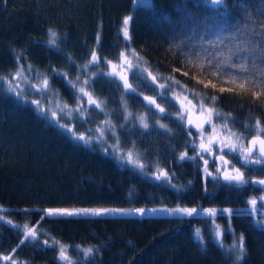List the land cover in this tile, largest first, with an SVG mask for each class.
Here are the masks:
<instances>
[{"label":"trees","instance_id":"16d2710c","mask_svg":"<svg viewBox=\"0 0 264 264\" xmlns=\"http://www.w3.org/2000/svg\"><path fill=\"white\" fill-rule=\"evenodd\" d=\"M151 2L154 7L139 5L137 0H0V75L13 82V73L18 65H23V79L37 82L47 75L50 89L55 90L52 94L66 95L77 102L74 90L52 69L67 72V79L74 81L77 88L83 86L75 78L79 75L81 81L88 79L85 75L88 70L80 66L87 63L93 49L100 57L97 72L111 71L105 58L120 63L121 52L135 64L130 55L135 51L141 67L156 77L153 87L157 92L161 91L158 87L161 83L167 88L169 77L179 82L166 92L168 103L164 97L156 96L157 103L171 113L159 116L171 133L153 126L144 136H131L136 143L134 151L146 165L142 172L119 160L111 147L106 154L103 148L111 143L93 139L91 145H85L60 127L58 119L37 111L33 103L39 101L37 88L18 86L23 96L17 97L7 91L6 82L0 81V206L6 210L2 213L5 220H0V255L12 254L18 264L21 261L63 264L57 259L58 248L52 246L55 238L69 246L68 255L75 264H232L225 248L242 233L247 254L241 264H264V224L258 223L250 209V190L212 177L205 179L197 159H178L180 152L189 151V135L186 123L179 126L180 109L173 98L174 92L181 88L196 93L204 105L214 108L212 122L227 123L232 131L245 136L253 133L243 125L251 126L257 118L264 124V95L253 96L258 89L236 88L225 78L214 77L213 68L201 72L199 66H193L186 58L204 61L207 57L213 65L226 59L229 51H236L233 47L237 43L233 38L236 25L242 20L247 22L249 13L252 21L259 24L261 17L257 10L264 7V0H226L218 9L207 0ZM129 15L133 16L130 41L120 32L123 17ZM49 28L60 33V51L46 43ZM66 55L75 63L66 59ZM134 71L135 68L128 71L129 82ZM222 71L239 75L229 67ZM108 80L106 75L94 73L86 90L101 102L107 101L105 111L116 125L120 147L127 150L131 144L120 128L123 121L117 107L121 93ZM222 88L225 91L221 92ZM142 91L144 95H156L148 87ZM213 96L217 99L211 104ZM129 108L146 113L149 122H153L152 113L139 103L129 100ZM84 109L87 111L83 116L74 112V126L68 128L87 135L98 121L104 120L105 113L94 106ZM215 112L229 119H219ZM63 122L67 124V121L59 124ZM108 136V142L113 141L110 133ZM157 167L169 172L171 183L152 175ZM99 206L157 211L143 216L111 213L72 217H49L41 211L47 207ZM177 207H195L198 211L189 217L166 210ZM208 208H230L233 213L228 216L218 211L215 217H210L202 211ZM262 214L257 212V217ZM7 220L21 228L24 224L35 226L38 242L26 241L17 248L23 239L21 228L13 227ZM213 221L223 228L224 247L213 238ZM197 228L203 242L195 237ZM45 239L49 245L43 244ZM76 246L98 247L93 256L84 258ZM0 264L11 262L0 260Z\"/></svg>","mask_w":264,"mask_h":264},{"label":"snow or ice","instance_id":"6c2138e0","mask_svg":"<svg viewBox=\"0 0 264 264\" xmlns=\"http://www.w3.org/2000/svg\"><path fill=\"white\" fill-rule=\"evenodd\" d=\"M207 2L213 8H219V6L225 4L226 0H207ZM139 5H144L148 7H154L151 0H137ZM258 15L261 17V22L257 24L252 21V16L249 13L246 17V21H241L236 25L234 40L237 43L233 44V47L236 49L235 52L229 51L228 57L226 59L220 60L217 64H211L207 57H205L204 61L194 60L192 57H186L189 60L190 64L193 66H199L200 71L204 72L206 68H213L212 75L214 77H223L225 80L232 84L234 87L239 88L241 90L248 89H258L259 91H253V96L264 95V7L259 8ZM133 20V16H125L122 19L120 32L125 40L130 41V23ZM244 24V27L240 25ZM48 38L46 43L51 47L60 51V33L55 31L54 29L49 28L47 30ZM99 35L96 38L97 47L99 46ZM132 58L136 61L133 64L132 60L128 59V56L121 52L119 53L118 59L120 60L119 64H114L111 60L105 58V63L109 66L111 71H108L106 74L102 72H97L96 69L101 67L100 57L97 55L95 49L90 50L89 56L90 59L87 63L83 64L82 67L85 70V75L88 79H84L81 81V77L78 75L75 79L76 81H80L83 85L77 88V84L67 79V72H58L56 69H52L54 75L64 80L73 90L74 97L77 99V105L75 108L69 109L65 114L70 118L72 116V112H79L81 116L87 111L82 106V101L86 97V102L89 106H94L95 109H98L100 112H104L107 117L103 121V127L97 125L95 129H90L89 131L94 133H99L95 137L86 135L84 133H75L73 129L68 128L67 125L59 124L60 127L65 128L69 131L73 138L82 141L85 145H91L93 138H95L100 143H107L109 140V136L107 133H111V136L115 138V142L110 144L108 147H104L103 151L107 154L109 151V147L113 149V155L117 156L119 160H123L125 163L134 166L135 168L143 170L146 168V165L141 162L140 154L137 152L134 155V150L136 149V143L131 139L132 135L144 136L149 132L150 128L153 126L158 127L159 129L164 130L167 133H171V129L166 125L160 122V115H168L171 113L167 112L166 108L161 106L160 103H157L156 96L164 97V102L168 103L169 98L166 95L167 91H171L175 84H178V81H174L173 78L169 77L167 84V88L165 84H159L158 87L161 91L157 92L156 88L153 87L157 83V79L151 72H148L145 67H141V61L138 54L135 51L130 53ZM66 59L71 61L73 64L75 61L72 60L70 55H66ZM19 60V57H17ZM207 61V63H205ZM31 65L28 66V70H31ZM229 67L236 69L239 75L236 72L224 73L222 71L223 68ZM133 68L136 71L132 72V82H129L127 71H131ZM25 69L23 65H18V68L15 73H13V78L19 80L21 78L22 73H24ZM96 76H107L109 78V84H114L116 89L120 91L121 95L119 97V103L117 107L120 109V119L123 121L120 124V128L124 129L125 135L127 138V143L131 144V148L125 150L120 147L121 141L120 136L118 135L116 125L112 123L110 113L105 111L104 105L107 101L101 102L98 99L94 98L91 92L87 91L86 88L90 86V83L93 82V74ZM146 73V74H145ZM150 78V79H149ZM0 81H4L7 83L8 88L7 91L10 93H14L17 97H22L23 93L17 90V85L13 83V79H9L7 76L0 75ZM39 89L44 92H54V89H50L49 80L47 75L41 76L39 80ZM208 85H205L207 87ZM33 87H37L33 85ZM148 87L156 93L154 96H145L142 88ZM215 87V85H213ZM230 90V89H229ZM221 92L225 91V89H220ZM216 97L213 96L210 98L209 103L214 104L216 101ZM129 100L133 103H139L141 107L145 108L147 112L152 113L153 122L150 123L148 116L146 113L133 112L129 108ZM174 100H180L179 96H174ZM187 100V97H185ZM33 103L37 106V111L42 114L48 111V109L43 108L40 105V101H33ZM190 104L191 102L188 101ZM199 108L201 115L207 113L206 119L201 123H194L191 119V109L185 107L183 101L180 103V110L178 111V120L179 126L183 127L186 123L187 125H191L195 127L200 133V143L197 145L195 141H189V143L194 148L196 154L193 156H189L188 152L185 150L181 152L178 156L180 161H184L186 159L195 161L197 157L203 160L204 164V173L205 179L209 176L212 177L213 180H219L222 178L223 181L227 182L229 185H236L237 187L243 189L244 186L252 184V185H260L261 191H264V179L254 180L245 176V173L241 171L240 168L235 165H231L229 169V165L231 161L226 160L223 155V149L228 148L229 152L234 154V158L237 159L242 167L249 166H259V170L264 172V124L257 118L254 120L251 126L245 124L243 127L252 132L253 135L249 137H244L242 134L232 131L231 128L228 127V124L225 123L222 128L227 132V135L222 139H217L215 136H209L207 138V144L204 143L205 137L203 134V124H208L211 127L213 133L216 132V125L212 123V117L214 113V108H205L203 100H199ZM173 106V105H170ZM195 107V106H193ZM69 106L64 104L61 111L64 109H68ZM188 113L187 117L185 113ZM51 115L53 117L57 116L56 112H52ZM215 115L219 119H223L227 121L229 119L228 116H225L223 113L215 112ZM189 135L191 133L189 132ZM247 140V144L244 141ZM219 144L221 147L218 149L221 153L218 156L214 157L216 172L215 174L208 170V160L204 159L201 155L202 152L212 153L213 144ZM257 170L255 167L252 168V171ZM157 180H167L171 183V175L168 171L157 167L156 172L152 173ZM175 187V185H173ZM131 195V193H130ZM260 201H264V195L259 197ZM248 204L253 212H256L261 209L258 205V199L256 197H252L249 199ZM170 213H180L185 216H193L197 214V208L192 207H177L174 209H166ZM5 209L3 206H0V220H5L4 215L2 214ZM45 213L46 216L55 217V216H81V215H92V216H104L111 213H120L127 214L131 212H135L143 216L145 214L144 208H136V209H122V208H47L41 210ZM150 211L155 212L157 209H150ZM210 217H215L217 212L219 211L222 214H227L231 216L233 210L230 208L217 210L215 208L202 209ZM43 218V217H42ZM6 223L12 225L16 228H21V226L14 224L11 220H7ZM258 223H264V221H258ZM215 227L212 229L214 236L213 238L221 243L224 231L221 229L220 225L215 224ZM21 232L23 234V239L19 241L17 248L24 245L25 242H29L35 244L38 242L39 232L37 231L35 226H29L28 224H24L21 228ZM195 237L197 240L203 242V236L201 234V230L197 228L195 230ZM44 245H49V241L45 239L43 241ZM52 246L58 248L59 254L57 259L63 262V264H75V262L68 255V247L67 245L62 244L60 241L52 238ZM203 247V244L201 245ZM98 247V246H97ZM97 247H87L81 248L80 246H76L78 252L83 253L84 258H89L93 256V254L97 251ZM221 247H224L221 243ZM16 249L13 250V253ZM225 253L232 259V264H241V261L244 260L247 249L245 246V237L241 233L239 236L233 240L232 244L225 248ZM0 260L10 261L11 264H18L17 260L13 258V255L0 256ZM19 264H25V262L21 261Z\"/></svg>","mask_w":264,"mask_h":264},{"label":"rangeland","instance_id":"374dc122","mask_svg":"<svg viewBox=\"0 0 264 264\" xmlns=\"http://www.w3.org/2000/svg\"><path fill=\"white\" fill-rule=\"evenodd\" d=\"M108 68H109V66H108ZM110 69V68H109ZM14 81L15 82H13L15 85H17V86H26L27 88L29 87L31 90H34L35 88H37V90L39 89L38 87H40V85H39V81H37V82H32V81H30L29 79H23L22 77L19 79V80H16V79H14ZM162 84V83H161ZM33 85H36L37 87H33ZM80 87H81V85H80ZM39 91V94H38V98H39V101H40V105L43 107V108H45V109H48V111H46L49 115H51V113L52 112H56L57 113V116L56 117H54L55 119H60L59 121L60 122H62V121H67V124H65L64 122H63V124L64 125H69L68 127H71L72 128V126H74V121L72 120L73 119V117L71 116V118L68 116V115H66L65 113L67 112V111H69V109H72V108H75L76 107V105H77V102H74L72 99H71V101L69 100V99H67V96L65 95V96H62V94H57V93H50V92H44V91H40V90H38ZM176 93H175V95H173V98H174V96H179L180 97V100H178L177 101V104H178V107H179V109H180V103H181V101H183L184 102V104H185V107H192V106H194V104L193 103H195V104H198L199 105V103H198V101H199V99H198V97L196 96V93H193V92H190V91H187L186 89H184V88H181V90H177V91H175ZM190 93H193V94H191L190 95ZM194 95V96H193ZM192 96V97H191ZM94 97V96H93ZM185 97H187V100H185ZM76 101H77V99L75 98V97H73ZM94 98H96V99H98L97 98V96H95ZM87 100V98L85 97L84 98V101H86ZM99 101H101V99H98ZM83 101V102H84ZM188 101H190L191 103L189 104L188 103ZM82 103V102H81ZM64 104H67L68 106H69V108L68 109H64V111H61L60 109L61 108H63V106H64ZM86 107H89V105L85 102L84 103V108H86ZM205 108H209V106H207V105H205ZM133 112H138V111H134L133 110ZM139 113H142V112H139ZM74 114V112H72V115ZM207 114V113H206ZM52 116V115H51ZM53 117V116H52ZM107 117L106 116H104V120L106 119ZM103 120V121H104ZM103 121H98L95 125H94V127H93V129H95L96 127H97V125H100L101 127H103L104 125H103ZM114 124V123H113ZM85 131V130H84ZM110 133V132H109ZM109 133H107V135L109 134ZM111 134V133H110ZM87 135H89V136H93V137H95L96 135H99V133H94V132H91L90 131V133L89 134H87ZM113 139V141H111V142H108L107 141V143H114L115 142V138L114 137H112ZM93 139H95V138H93ZM135 151H134V155H135ZM156 170H157V168H155L153 171H152V173H154V172H156ZM101 207H103V208H122V209H129V208H125V207H105V206H99V207H96V208H101ZM47 208H72V207H47ZM46 208V209H47ZM146 211H145V213H150V212H152V211H150V209H153V208H144ZM251 209V208H250ZM252 211V210H251ZM253 212V211H252ZM257 212L258 211H256V212H253V214H254V217L256 218V219H258L257 221H264V207H261V209H260V212H263V214L260 216V217H257ZM132 213H135V212H131V213H127V214H132ZM114 214H118V213H114ZM216 224H218V225H220V227H221V229L223 230V228H222V226H221V224H219V223H216ZM262 224H264V223H262ZM215 227V225L213 226V228Z\"/></svg>","mask_w":264,"mask_h":264},{"label":"flooded vegetation","instance_id":"af4514ba","mask_svg":"<svg viewBox=\"0 0 264 264\" xmlns=\"http://www.w3.org/2000/svg\"><path fill=\"white\" fill-rule=\"evenodd\" d=\"M114 64H119V63H114ZM126 74H128V71H127ZM175 93L176 92H174V95H175ZM145 96H151V95H145ZM176 103H177V101H176ZM193 104H194L195 107L192 106V107H187V108L192 109L196 113H200L199 105L195 104V103H193ZM185 115H186V113H185ZM204 116L205 117L207 116L206 112H205ZM191 119L193 120L194 123H197L196 119H194V118H191ZM212 123L216 125V132L215 133L212 132L210 125H208V124L203 125V134H204V137H205V140H204L205 144H207V142H208L207 138L209 136H215L217 139H222V138H224L227 135V132L225 130H223V128H222V126L224 124H218V123H214V122H212ZM185 127L188 129V135H189V132L191 133V135H189V141H195V143L198 145L201 142L200 141V133L198 132V130L195 127L191 126V125H185ZM239 134H241V133H239ZM252 135L253 134H250V135H247V136L243 135V136L250 138ZM244 143L247 144V140H245ZM220 147H221V145L214 143L212 145V148H213V152L212 153H207V152H202L201 153V155L204 157V159L208 160V166H207L208 170L213 172L214 174L216 172L215 163H218V162L214 161V157L221 154L219 152V150H218ZM187 152H188L189 156H193V155L196 154L194 148L192 147V145L190 143H189V151H187ZM223 155L225 156L226 160L231 161V164L228 166L229 169L231 168V165H235L236 167L240 168L241 171H243L245 173L246 177H249L250 179H254V180L264 179V172L259 170V166L242 167L241 163L237 159L234 158V154L229 152L228 148H224L223 149ZM197 160L200 162V167H201V170H202V174H203V176H205L203 160H201L199 158V156L197 157ZM253 167H255L257 170L252 171ZM209 177H211V176H209ZM220 180H222V178ZM244 187H246V188H248L250 190V192H251L250 193V195H251L250 198L256 197L258 199V205L264 206V201H260L259 200V197L264 195V191L260 190L261 189L260 185H255L254 186L252 184H249V185H246ZM258 212H260V210H258Z\"/></svg>","mask_w":264,"mask_h":264},{"label":"water","instance_id":"95a60500","mask_svg":"<svg viewBox=\"0 0 264 264\" xmlns=\"http://www.w3.org/2000/svg\"><path fill=\"white\" fill-rule=\"evenodd\" d=\"M187 115H188V113L186 112V117H187ZM191 118L196 119L197 123H201L206 119V117L204 115H201V113H196L192 109H191ZM203 125H205V124H203ZM0 256H2V255H0Z\"/></svg>","mask_w":264,"mask_h":264}]
</instances>
